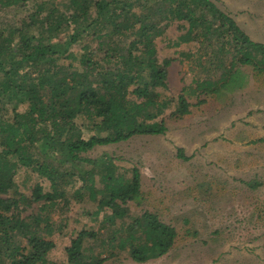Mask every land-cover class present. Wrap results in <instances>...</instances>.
Returning <instances> with one entry per match:
<instances>
[{
    "label": "trees",
    "instance_id": "obj_1",
    "mask_svg": "<svg viewBox=\"0 0 264 264\" xmlns=\"http://www.w3.org/2000/svg\"><path fill=\"white\" fill-rule=\"evenodd\" d=\"M20 1L0 0V7ZM174 21L185 23L174 45L198 43L222 69L220 82H197L195 96L235 85L239 66L264 72V44L210 0H66L61 9L40 0L19 25L0 26V264H54L53 226L41 211L67 201L68 188L76 201L86 193L96 203L93 214L108 210L101 221L111 227L109 254L125 250L144 262L172 247L171 224L149 211L130 213L128 202L141 194L138 169L126 177L110 157L84 154L166 131L159 116L170 102L156 89L168 85L170 59L159 62L154 40ZM81 41L78 53L72 47ZM188 105L179 93L175 112L188 113ZM22 167L47 180L48 190L36 183L29 196L20 193L14 176ZM41 201L37 212L21 215ZM96 234L81 228L71 236L64 264H101L105 257L86 245Z\"/></svg>",
    "mask_w": 264,
    "mask_h": 264
},
{
    "label": "rangeland",
    "instance_id": "obj_2",
    "mask_svg": "<svg viewBox=\"0 0 264 264\" xmlns=\"http://www.w3.org/2000/svg\"><path fill=\"white\" fill-rule=\"evenodd\" d=\"M46 1L61 9L66 0ZM210 1L252 41L264 44V0ZM39 3L22 0L0 7V26L19 25ZM182 24L170 23L154 40L159 62L170 59L168 85L156 89L159 99L170 102L159 116L166 131L134 135L84 154L90 159L110 157L126 177L132 167L138 169L141 194L138 202H128L130 213L149 211L171 224L177 233L172 247L144 262H135L125 250L109 254L106 241L111 227L101 221L108 210L93 214L96 203L86 193L76 201L68 188L67 201L58 200L41 211L53 226L49 238L55 247L48 260L54 264H64L65 247L81 228L97 230L95 239L86 245L105 257L101 264H264V72L239 66L235 85L228 83L218 93L195 96L190 89L202 80L220 82L222 69L209 64V54L198 43L174 45L184 32ZM83 43L72 49L81 52ZM61 63L66 66L72 61ZM179 93L189 104V112L182 115L175 112ZM83 135L90 132L83 129ZM14 179L18 191L26 196L36 183L43 190L49 188L47 180L23 167ZM42 204H32L21 215L37 212ZM120 221L116 219L114 227L119 228Z\"/></svg>",
    "mask_w": 264,
    "mask_h": 264
}]
</instances>
